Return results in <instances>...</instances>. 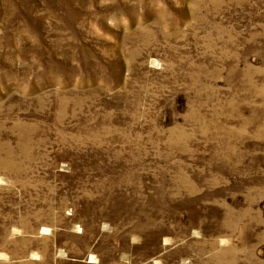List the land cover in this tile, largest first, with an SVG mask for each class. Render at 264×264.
I'll list each match as a JSON object with an SVG mask.
<instances>
[{
    "label": "rangeland",
    "instance_id": "rangeland-1",
    "mask_svg": "<svg viewBox=\"0 0 264 264\" xmlns=\"http://www.w3.org/2000/svg\"><path fill=\"white\" fill-rule=\"evenodd\" d=\"M0 264H264V0H0Z\"/></svg>",
    "mask_w": 264,
    "mask_h": 264
}]
</instances>
